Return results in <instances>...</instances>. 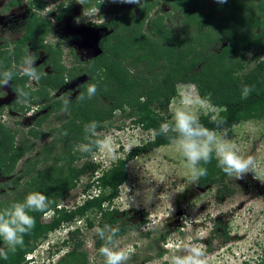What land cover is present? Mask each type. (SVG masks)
I'll return each mask as SVG.
<instances>
[{
    "label": "trees",
    "instance_id": "trees-1",
    "mask_svg": "<svg viewBox=\"0 0 264 264\" xmlns=\"http://www.w3.org/2000/svg\"><path fill=\"white\" fill-rule=\"evenodd\" d=\"M163 3L170 12L152 17L153 11ZM128 5L121 15L101 25L110 33L99 41L100 55L70 70L62 64V45L44 43L49 23H30L26 35L16 42L14 60L20 65L30 47L37 52L45 50L43 65L51 66L54 71L46 75L42 68L37 69L41 80L35 91L28 88V78L12 68L13 59L0 51V71H14L11 81L14 94L18 87H24L31 92L32 103H43L46 113L37 120L38 127L51 114L62 110L63 101L67 100H55L48 90L62 88L67 80L78 75L89 76L80 92L69 100L66 112L70 118L50 132L33 128L26 134L29 139L24 137L17 143L18 132L0 123V170L4 176H11L18 162L33 151V139L59 134L43 150V160L33 157L27 161L28 168L12 182L15 192L0 201V210H3L14 202H22L30 192H41L49 199L53 217L45 222L43 213H30L36 220L34 230L24 237L23 248L9 253L6 260L0 258V264H33L28 255L35 252L41 240L64 225L78 221L84 220L86 229L105 224L119 227L120 235L130 230L129 223L120 224V211L114 206L121 187L129 179L127 166L137 157L170 143L164 136L153 135L111 167L102 169L99 163L76 150L78 144L86 142L85 124L96 121L101 125L98 131L108 130L120 111L132 118L133 124L151 133L172 119L169 106L178 96L179 84L195 85L201 97L210 95L211 103L221 108L218 117L225 121L222 127L227 130L243 122L264 121V0H228L222 5L216 0H141L140 5ZM96 6L101 8L102 4L98 0H86L84 5L87 11ZM37 7L44 9L41 1ZM174 14L181 16L178 23L169 22ZM251 53H254L251 60L255 65L249 67ZM90 85L97 87L95 96L81 101L80 95L86 97ZM245 85L253 86L246 99L241 95ZM69 94L67 91L66 96ZM15 105L24 112L29 110L24 104L16 102ZM210 115H201L200 122L215 128ZM56 143H61L63 150L54 155L56 150L51 149ZM42 162L44 168L38 169ZM205 167L208 174L200 178L199 186L220 187L225 174L217 167L214 154ZM79 186H83V201L70 208H59L61 200L73 197V191ZM80 234L79 227L71 230L69 239ZM101 243L99 239L96 241L97 249ZM82 244L78 239L75 249L55 264H89L87 253L79 251ZM3 246L0 241V247ZM255 264H264V260Z\"/></svg>",
    "mask_w": 264,
    "mask_h": 264
},
{
    "label": "rangeland",
    "instance_id": "rangeland-1",
    "mask_svg": "<svg viewBox=\"0 0 264 264\" xmlns=\"http://www.w3.org/2000/svg\"><path fill=\"white\" fill-rule=\"evenodd\" d=\"M8 1L0 0V23L9 17L13 18V11L5 5ZM71 1L73 2L72 10L66 17L67 23L63 24L65 26L71 25L74 28L80 26L85 32V38H82L79 45H71L72 41L67 45L62 43L60 45H62L63 53L73 52L76 61L82 63L96 56L98 41L102 36L108 35L110 31L92 26L84 27L83 25H87L85 17L88 13H85L84 10L83 14L82 5L78 4V0ZM102 1V7L99 9L98 14H104L105 18L121 15L129 7L128 4L113 3L111 0ZM169 12L168 5L162 4L153 12L152 16L156 13ZM174 15L170 23H178L181 17L180 14ZM2 25L0 28V44L6 41L11 42L19 37L20 33L17 29L20 23L17 25L10 24L8 33L1 32ZM49 25L51 26V23ZM63 29L66 28L61 25L56 27L57 32L54 36L58 38L59 36L67 37ZM2 34L8 35L6 40L1 38ZM71 38L69 37V40ZM252 55L254 53L249 56L250 61H252ZM37 58L44 59L45 55L38 53ZM254 65L255 62L252 61L249 67ZM88 80L89 76L87 75H79L70 80L64 88L71 92L66 96L67 100H72L79 93L80 86ZM190 85L193 84H179L177 86L178 94L191 91L194 95H199L197 87L194 85L195 88L190 89L188 87ZM10 87L11 84L9 87L0 89V118L4 121L3 124L6 127L18 132L17 143L27 137L33 128L50 132L70 118L69 113L60 110L51 114L43 125L38 127L36 122L46 113V109L41 108L42 110L39 109L36 112L29 110L30 113L27 112V114L20 109V106L14 107L12 101L15 97L11 94ZM36 87L37 85L35 89ZM64 89L57 90L56 95L51 96L56 100L61 99L62 93L65 92ZM11 103L13 108L5 109ZM41 104L43 106V103ZM176 106L177 101L174 99L169 106L171 117ZM216 108L219 111L221 110V108ZM201 115L206 114L201 113ZM132 121V118H127L123 116L122 112L118 111L113 125L108 130H103L104 132L115 130V133H117L115 139L118 145L119 158H124L135 147L153 138L152 132H145L141 127L133 124ZM58 136L59 134H54V136L46 135L40 139H33L32 142L35 144L33 151L18 162L11 176L2 175L0 170V201L15 192L12 182L24 169L28 168L27 161L33 157L35 159L40 157L43 160V150L53 141H56ZM27 138L29 139V136ZM228 138L237 144L242 155L255 156L259 168L253 173L246 174L242 180L225 175L220 187L213 185L208 186V189H202L199 187L200 179L193 183L184 167L183 157L171 144L149 151L129 162L127 166L129 179L121 187L120 197L114 202L115 208L120 211V224L129 223L130 230L121 236L127 238L125 243H132L136 249L128 264H148L151 259L164 253V249L161 247L162 243L170 238L178 240L188 235L179 230L182 227L181 217L197 219L200 223L212 221L215 224V230L208 240L204 241L208 245L209 264H255L264 260V121L243 122L228 130ZM53 150H56L54 155L61 152L63 150L61 143H56L51 151ZM117 160H107L104 152L99 151L94 161L99 163L102 169H108ZM43 168L44 163L42 162L38 169ZM33 174H36V172L34 171ZM83 181L85 183V178H83ZM82 189L83 186H79L78 189L73 191V197L61 200L60 206L70 208L75 203H81L84 199ZM129 197L132 198L133 202ZM170 203L174 209L171 216L168 215L171 211ZM207 209H212L219 214L215 218L212 215L204 214ZM52 217L53 214L51 216L44 215L43 220L48 222ZM152 220L158 222L155 230L141 231L142 226ZM135 224L137 226L132 228L131 225ZM85 226L84 220H82V222L70 226L65 225V227L50 233L46 239L39 242L35 252L31 253L34 257L31 262L33 264H55L63 259L67 252L73 251L77 240L80 239L83 244L79 251L87 253L89 264L90 257H94L91 264H102L103 257L94 249H89L85 245V241L93 236L91 229H86ZM78 227L81 228L80 236L69 239L67 230H74ZM131 232H137L138 235L132 237L129 235ZM95 249H97L96 244Z\"/></svg>",
    "mask_w": 264,
    "mask_h": 264
},
{
    "label": "clouds",
    "instance_id": "clouds-1",
    "mask_svg": "<svg viewBox=\"0 0 264 264\" xmlns=\"http://www.w3.org/2000/svg\"><path fill=\"white\" fill-rule=\"evenodd\" d=\"M111 2L141 4V0H111ZM216 2L222 5L227 3L228 0H216ZM85 3L86 0H78V4L83 7ZM57 6L58 3H50L46 7L49 10L48 14L53 12L52 9H56ZM98 11L99 8L91 7L87 17L94 18L92 23L95 22ZM55 23V19H52L51 24L54 25ZM46 42H50L55 46L61 41L51 33L49 41ZM13 47L14 45H11L8 51L11 52ZM36 61L37 57L35 54L29 51L18 66L19 73L28 78V88L32 90H35V86L41 80V74L37 71ZM16 68L17 66L13 65V69ZM13 77V70L0 71V89L9 87ZM188 87L190 89L195 88L194 85ZM48 91L50 95H56L55 90L49 89ZM252 91L253 86H243L242 98L246 99ZM96 92V85H90L87 88V96L85 97L84 94H81L79 99L81 101L85 100V98L91 99ZM16 96L18 102L29 107L31 112L39 110L40 106L38 104L31 103V92L26 91L24 87L16 89ZM175 99L177 106L174 109L172 119L161 123L159 129H153L152 132L154 136L166 137L169 143L181 154L184 167L193 183L201 177L207 176L208 170L205 166L211 163L213 154H215L217 160V167L228 177H235L237 180H242L246 174L253 173L259 168L255 156L250 154L247 156L242 155L237 144L228 138V130L222 127L225 121L218 117L219 110L211 103L210 95L201 97L194 95L191 91H185L178 94ZM68 104L69 100H64L62 110L67 111ZM201 113L211 114L210 120L215 124V128H208L200 122ZM100 127L101 125L96 121L85 124L83 130L86 134V142L78 144L76 150L85 158L90 157L93 160L96 159L99 151H103L107 160L115 161L119 158L118 145L115 139L117 133H115V130L98 131ZM62 134L67 135V132ZM129 198L133 202L132 198ZM169 207L171 211L168 215L171 216L174 211L171 203ZM32 212H40L45 216L53 214L46 195L36 191L30 192L22 202H14L10 207L0 210V241L4 245L0 247V258L6 260L9 253H15L18 248H23L24 237L30 235L36 226L35 217L30 215ZM204 214L212 215L215 218L219 213L212 209H207ZM181 220L182 227L179 230L188 235L178 240L170 238L162 243L161 247L164 249V253L151 259L148 264H209L208 245L204 241L208 240L211 233L215 230V224L212 221L200 223L197 219H189L188 217H181ZM157 226L158 222L152 220L150 223L144 224L141 231H152ZM91 232L93 236L85 241V245L89 249H94L103 257L102 264H128V261L135 254V246L132 243H125L127 238L120 235L119 227L105 224L103 227H94ZM129 235L135 237L138 233L131 232ZM95 238L102 241L98 249H95ZM93 259L94 257H90V264Z\"/></svg>",
    "mask_w": 264,
    "mask_h": 264
},
{
    "label": "flooded vegetation",
    "instance_id": "flooded-vegetation-1",
    "mask_svg": "<svg viewBox=\"0 0 264 264\" xmlns=\"http://www.w3.org/2000/svg\"><path fill=\"white\" fill-rule=\"evenodd\" d=\"M40 1L44 5V9H42V10L38 9V7H37ZM13 2H15V3H13ZM102 2H103L102 0H98L99 4H102ZM50 3H58V6H57L56 9H52L53 12L49 13L50 15L49 14L47 15L48 9H46V7ZM72 3L73 2L71 0H9L5 4L8 9L13 11V14H12L13 18L11 19L9 17L7 20L4 19L3 21H1L0 24L1 25L3 24L1 32L2 33H8L9 32L8 27H9L10 24L17 25V24L20 23V25H19V27L17 29V31L20 33L19 37L17 39H15V40L11 41V42L6 41V42L0 44V51L3 52L6 55L8 54L10 56V58L13 59L12 60V68H13V65L17 66V69H14L15 71H18V66L19 65L14 60V57H13L12 53H13V51L15 49L16 42L19 39H21L23 36H25L26 33L28 32V26H29L30 23H39L41 21L40 23L44 22V23H49L50 24L51 20L55 19L56 23L54 25L51 24V26L49 25L50 30L46 34V37H45V40H44L45 45H52L50 42H46V41H49V37L51 36V33L53 35H56L55 32H57V31L55 29H56V27H58L60 25L64 26L66 28V29H63V30H64V33L67 34V37L66 36H62V37L59 36V38H60L59 40L61 41L60 43H62L63 45L64 44L67 45L68 43H71L70 41H72L71 45L75 46V45H79V43L82 42V38H85V34H84L85 32L82 30V28L80 26H78L77 28H74L71 25L65 26L63 24V23H67V21H66L67 18L66 17L69 14V12L72 10V6H73ZM66 6H68V7H66ZM96 8L100 9V7H98V6H96ZM82 9H83V11L84 10L86 11L85 13H89L90 12V11H87L85 9V7H83V6H82ZM157 14L158 13H156V15ZM152 15H153V13H152ZM156 15H154L152 17H155ZM85 18L87 19V22H86L87 25H83L84 27L92 26V27H98L100 29H106V28H102L101 25L103 23H107L109 20H111L114 17L111 16V17L105 18L104 14H97V17H95L96 20H95L94 23H92V19H94V18H90V17L89 18L85 17ZM169 22H170V20H169ZM1 25H0V28H1ZM7 36H8L7 34H2L1 38H4V40H6ZM69 37H72L71 40H69ZM103 37L104 36H102L101 38H103ZM60 43H58V44H60ZM11 45H14V47H13V50L10 52V51H8V49H9V47ZM29 51L31 53H34L36 57H37L38 53H42V54L45 55L44 59L40 60V59L37 58V61H36L37 69L38 68H42L43 73L46 74V75L52 74L54 72L52 70L51 66H49V65L44 66L43 65L45 63V61H46V51L45 50H41V51L37 52L34 48L30 47ZM80 63L81 62H77L76 59L74 58L73 52L69 51L68 53H66V52L63 53V55H62V64L66 67L67 70L72 69L75 65H78ZM71 80H73V79H71ZM69 81L70 80H67V84H68ZM28 84H29V82H28ZM67 84L64 87L59 88L57 90H59V91L61 89L63 90L67 86ZM81 86H80V90H81ZM38 88H39V84L37 85L35 90H37ZM10 89H11V94L14 95V97H15V99L12 102H13L14 107H16L15 103L18 102V99H17V96L14 94V92L12 90V87H10ZM57 90H55V92ZM64 91L65 92L62 93V98L65 99L66 95H67V91H69V90L68 89H64ZM0 93H1V91H0ZM50 97H52V96L50 95ZM18 103L22 105V103H20V102H18ZM41 103L42 102H40V104H38L40 106L39 107L40 110H42L41 109L42 108V104ZM32 104H34V103H32ZM9 107L13 108L12 103L10 105H8L5 109H8ZM29 110H31V109L29 108ZM29 110H25L26 111L25 113H27V112L30 113ZM0 121H2L1 118H0ZM0 123L3 124L4 121H2Z\"/></svg>",
    "mask_w": 264,
    "mask_h": 264
},
{
    "label": "built area",
    "instance_id": "built-area-1",
    "mask_svg": "<svg viewBox=\"0 0 264 264\" xmlns=\"http://www.w3.org/2000/svg\"><path fill=\"white\" fill-rule=\"evenodd\" d=\"M83 197H84V196H83ZM62 207H64V206H59V208H62ZM65 207H66V206H65ZM78 222H82V221H78ZM63 227H65V225H64ZM69 232H70V230L68 229V230H67L68 235H69ZM32 256H33V254L28 255V259H30L31 261H32V259L34 258V257H32Z\"/></svg>",
    "mask_w": 264,
    "mask_h": 264
},
{
    "label": "water",
    "instance_id": "water-1",
    "mask_svg": "<svg viewBox=\"0 0 264 264\" xmlns=\"http://www.w3.org/2000/svg\"><path fill=\"white\" fill-rule=\"evenodd\" d=\"M100 41V40H99ZM99 41H98V44H97V50H98V53L96 54V56H98V55H100V53H101V49H100V47H99ZM95 56V57H96Z\"/></svg>",
    "mask_w": 264,
    "mask_h": 264
}]
</instances>
